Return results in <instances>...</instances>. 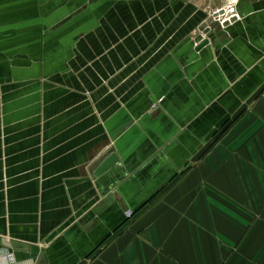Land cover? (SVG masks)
Wrapping results in <instances>:
<instances>
[{"label":"crops","instance_id":"0c3cea01","mask_svg":"<svg viewBox=\"0 0 264 264\" xmlns=\"http://www.w3.org/2000/svg\"><path fill=\"white\" fill-rule=\"evenodd\" d=\"M226 3L0 0V252L264 264V0Z\"/></svg>","mask_w":264,"mask_h":264},{"label":"built area","instance_id":"2783aa9c","mask_svg":"<svg viewBox=\"0 0 264 264\" xmlns=\"http://www.w3.org/2000/svg\"><path fill=\"white\" fill-rule=\"evenodd\" d=\"M238 0H227V3L224 7L216 11L212 17V21L216 23L220 28L226 27L233 22L239 20V16L236 12ZM202 39H204L202 37ZM261 98L264 103V91L261 95ZM127 217L130 216V213L126 214ZM0 264H22L18 262L15 258L14 253L10 250H3L0 252Z\"/></svg>","mask_w":264,"mask_h":264},{"label":"water","instance_id":"95a60500","mask_svg":"<svg viewBox=\"0 0 264 264\" xmlns=\"http://www.w3.org/2000/svg\"><path fill=\"white\" fill-rule=\"evenodd\" d=\"M207 32V31H206ZM208 44V40L207 39H203L201 40L197 45H196V50H200L203 47H205ZM116 163V158L114 156H110L109 158H107L106 160H104L101 165L98 167L97 169V173L101 174L104 173L106 170H108L109 168H111L114 164ZM7 249H11L16 251L17 249H22L23 246L16 244V243H8L5 246Z\"/></svg>","mask_w":264,"mask_h":264},{"label":"rangeland","instance_id":"374dc122","mask_svg":"<svg viewBox=\"0 0 264 264\" xmlns=\"http://www.w3.org/2000/svg\"><path fill=\"white\" fill-rule=\"evenodd\" d=\"M237 3H238V2H237ZM236 12H237V14H238V16H239V19H240L241 17H240V14H239L238 11H237V6H236Z\"/></svg>","mask_w":264,"mask_h":264}]
</instances>
